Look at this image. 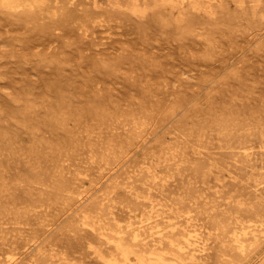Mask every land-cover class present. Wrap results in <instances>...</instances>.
<instances>
[{"label":"rangeland","instance_id":"374dc122","mask_svg":"<svg viewBox=\"0 0 264 264\" xmlns=\"http://www.w3.org/2000/svg\"><path fill=\"white\" fill-rule=\"evenodd\" d=\"M140 257L264 264V0H0V264Z\"/></svg>","mask_w":264,"mask_h":264},{"label":"bare ground","instance_id":"6f19581e","mask_svg":"<svg viewBox=\"0 0 264 264\" xmlns=\"http://www.w3.org/2000/svg\"><path fill=\"white\" fill-rule=\"evenodd\" d=\"M9 1H14V0H9ZM155 262L156 261H155L154 258H150V260L147 261L146 259L140 257L136 262H129V261H127V262H124L122 264H155Z\"/></svg>","mask_w":264,"mask_h":264}]
</instances>
